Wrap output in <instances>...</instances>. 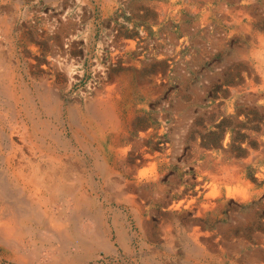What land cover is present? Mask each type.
Masks as SVG:
<instances>
[{
    "label": "rangeland",
    "instance_id": "rangeland-1",
    "mask_svg": "<svg viewBox=\"0 0 264 264\" xmlns=\"http://www.w3.org/2000/svg\"><path fill=\"white\" fill-rule=\"evenodd\" d=\"M0 15V124L3 86H48L80 168H112L88 190L109 249L96 211L62 224L69 197L47 202L82 248L23 196L0 264H264V0H0Z\"/></svg>",
    "mask_w": 264,
    "mask_h": 264
},
{
    "label": "bare ground",
    "instance_id": "bare-ground-1",
    "mask_svg": "<svg viewBox=\"0 0 264 264\" xmlns=\"http://www.w3.org/2000/svg\"><path fill=\"white\" fill-rule=\"evenodd\" d=\"M2 26L8 36V23L3 20ZM9 41L7 39L8 43ZM7 62L0 53V65L8 68ZM33 85L18 80L16 88L14 86L11 88L2 87L4 94L2 103L8 113L0 124V158H2L3 168L6 171L5 174L0 173V201H2V205L6 204V208L0 207V236L4 239L12 236L10 225L27 216L28 202L26 201L28 199L31 203L44 208L39 209L42 210L41 214H39L40 212L34 214L35 219V215L38 218H41L39 215H42L44 219L53 218L46 206L48 201L59 194L69 197L66 204L69 203L71 210L70 214H67V219L63 217L65 216L63 209L57 213L56 218L63 217L61 223L69 224L66 220L72 219L79 213L86 215L89 210L96 211L97 228L95 236L90 239L97 240L99 238L102 246L109 249L111 245L107 242V232L102 221L104 215L88 190L98 184L95 177L97 179L101 177L107 181L112 174V168L106 165V160L103 158L92 162L91 172H87L85 166L83 169L80 168L78 162L81 157H75L78 155L79 149L71 142L75 135L68 139L59 129V116L57 111L52 108L54 107L53 99L49 94L48 86L46 89H42V86L40 88L38 85ZM13 137L18 139L19 144L13 141ZM74 142L76 141L74 140ZM67 154L70 155V161L66 160L68 159ZM72 157L74 158L73 162ZM237 187L239 188L238 182L235 185L236 189ZM10 193L14 195L15 199L17 198V200L14 199L12 205L6 201V196ZM43 195L45 196L43 197ZM23 196L28 199H24ZM52 220L57 221L58 219L54 217ZM56 225H54V229L58 237L61 239L71 237L79 245L81 244L82 248H85L87 245L85 238L77 235L72 227L62 228L59 220ZM117 234L119 239L124 236L122 231H118ZM61 245H64L62 240ZM87 250L85 249V252Z\"/></svg>",
    "mask_w": 264,
    "mask_h": 264
},
{
    "label": "crops",
    "instance_id": "crops-1",
    "mask_svg": "<svg viewBox=\"0 0 264 264\" xmlns=\"http://www.w3.org/2000/svg\"><path fill=\"white\" fill-rule=\"evenodd\" d=\"M163 17H164V15H163Z\"/></svg>",
    "mask_w": 264,
    "mask_h": 264
}]
</instances>
